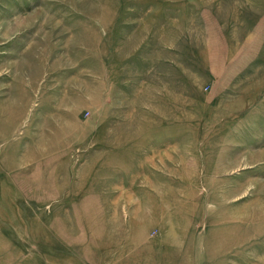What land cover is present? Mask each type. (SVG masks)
<instances>
[{"label":"rangeland","instance_id":"374dc122","mask_svg":"<svg viewBox=\"0 0 264 264\" xmlns=\"http://www.w3.org/2000/svg\"><path fill=\"white\" fill-rule=\"evenodd\" d=\"M0 264H264V0H0Z\"/></svg>","mask_w":264,"mask_h":264}]
</instances>
